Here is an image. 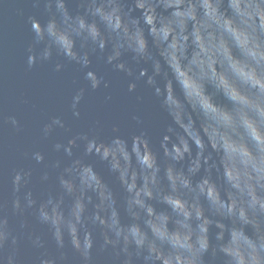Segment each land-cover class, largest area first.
<instances>
[{"label":"clouds","instance_id":"1","mask_svg":"<svg viewBox=\"0 0 264 264\" xmlns=\"http://www.w3.org/2000/svg\"><path fill=\"white\" fill-rule=\"evenodd\" d=\"M30 4L25 72L78 75L16 147L29 163L0 200V264H264V0ZM94 59L127 92L151 89L166 117L156 142L135 114L127 134L80 124L110 87ZM0 130L27 126L0 108Z\"/></svg>","mask_w":264,"mask_h":264},{"label":"water","instance_id":"2","mask_svg":"<svg viewBox=\"0 0 264 264\" xmlns=\"http://www.w3.org/2000/svg\"><path fill=\"white\" fill-rule=\"evenodd\" d=\"M5 4L8 6H0V108L18 114L25 122L27 132L22 137H13L7 131L0 130V200L9 195L8 174L11 169L29 163L19 157L16 147L30 144L38 122L44 116L63 110L71 80L78 75L71 65L60 74L53 73L50 65H41L25 72L24 46L30 34L24 21L29 14L39 15L41 9L32 8L30 0H5ZM68 6L73 13L77 10L75 0H69ZM17 9L23 14L18 15ZM93 64L106 74L110 87L88 98L85 120L80 124L86 123L87 118H99L106 124V134L113 123L127 134L135 128V122L131 120L135 114L141 117L142 126L156 142L166 117L152 96L151 89L140 82L137 89L129 93L122 74L112 73L102 61L94 59ZM105 93L112 95V100L107 104L102 103ZM21 94L28 104L19 103ZM137 96L142 99L138 101ZM32 105H36L35 110Z\"/></svg>","mask_w":264,"mask_h":264}]
</instances>
